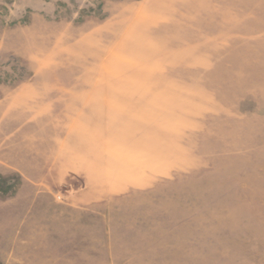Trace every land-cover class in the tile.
<instances>
[{"label": "rangeland", "instance_id": "374dc122", "mask_svg": "<svg viewBox=\"0 0 264 264\" xmlns=\"http://www.w3.org/2000/svg\"><path fill=\"white\" fill-rule=\"evenodd\" d=\"M96 138L106 238H75L72 176L38 200L71 238H0V264H264V0H0V202L18 140Z\"/></svg>", "mask_w": 264, "mask_h": 264}, {"label": "crops", "instance_id": "0c3cea01", "mask_svg": "<svg viewBox=\"0 0 264 264\" xmlns=\"http://www.w3.org/2000/svg\"><path fill=\"white\" fill-rule=\"evenodd\" d=\"M101 99L103 98L98 97L101 106L90 105L91 100L87 98L82 106H67L64 111L67 114L78 115L105 114L107 111L105 102ZM92 103L94 104L93 101ZM102 122L105 121L102 120ZM27 145H31L34 149L31 151L21 149L18 161L15 163V168L21 177L19 183L14 190H9L7 197L2 198L4 200L0 202L1 208L6 212L1 223L0 238H71L53 233V222L43 221L40 218L43 205L38 200L41 198V193H50L65 184L72 176L83 177L84 184L79 193L81 196L73 201L74 203L67 204L65 212L68 211L73 219L76 213L88 215L86 234L75 238H91L89 234L91 216L97 217V238H106L105 204L108 202L106 195L113 184L112 169L115 166V160L107 158L106 150L103 149L104 140L99 138L83 140L75 145L67 139L65 141L62 139L34 140L32 144L25 140H18V146L26 147ZM32 193L34 199L29 198L27 202L26 195ZM94 205L98 207L96 214L91 213L95 211L89 208ZM30 206L36 210L34 214L27 213ZM12 250H8L10 257Z\"/></svg>", "mask_w": 264, "mask_h": 264}]
</instances>
